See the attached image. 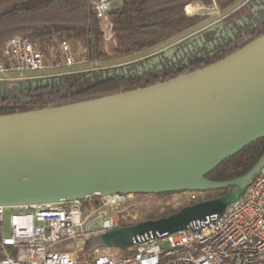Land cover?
<instances>
[{"label":"water","instance_id":"obj_1","mask_svg":"<svg viewBox=\"0 0 264 264\" xmlns=\"http://www.w3.org/2000/svg\"><path fill=\"white\" fill-rule=\"evenodd\" d=\"M264 137V33L225 57L164 81L89 100L0 114V205L113 194L229 190L157 219L93 236L126 248L221 214L264 165L205 176Z\"/></svg>","mask_w":264,"mask_h":264},{"label":"trees","instance_id":"obj_2","mask_svg":"<svg viewBox=\"0 0 264 264\" xmlns=\"http://www.w3.org/2000/svg\"><path fill=\"white\" fill-rule=\"evenodd\" d=\"M195 1L215 3L224 10L239 0H122L108 14L112 23L110 42L104 39L88 0H0V47L8 38L22 35L47 58L66 38L76 59L84 58L91 64L150 52L114 66L12 83L0 80V114L75 103L164 81L209 65L264 33V6L251 5L246 11L242 9V15L230 14L166 50L151 49L196 29L204 16L177 15L179 9L184 15L198 12ZM105 35L109 36V32ZM263 152L264 137L222 161L205 177L212 181L235 179L245 174ZM228 190L204 191V197L190 203L221 196ZM88 200L83 199V204ZM186 205L157 209L142 221L167 216ZM137 222H123L122 226Z\"/></svg>","mask_w":264,"mask_h":264},{"label":"built area","instance_id":"obj_3","mask_svg":"<svg viewBox=\"0 0 264 264\" xmlns=\"http://www.w3.org/2000/svg\"><path fill=\"white\" fill-rule=\"evenodd\" d=\"M114 1L88 0L103 34L101 22H109ZM83 62L75 59L66 38L46 58L28 37L16 35L0 47V80L19 82L29 73ZM130 195L92 196L86 204L0 205L1 224L6 210H14L8 216L9 234H0V245L11 248L3 249L0 264H264V165L221 214L174 233L138 238L128 255L89 246L82 257L86 240L122 226L120 213Z\"/></svg>","mask_w":264,"mask_h":264},{"label":"rangeland","instance_id":"obj_4","mask_svg":"<svg viewBox=\"0 0 264 264\" xmlns=\"http://www.w3.org/2000/svg\"><path fill=\"white\" fill-rule=\"evenodd\" d=\"M248 1L249 0H239L232 7V9L238 8L241 5L244 6V5L248 4ZM213 19L214 18L211 17L209 19V21H211ZM69 44H70V47L72 49L73 46H72L70 41H69ZM75 59H76V57H75ZM130 59H132V57L127 58V59L124 58V59H120V60H116V61L102 62L99 64H91L85 60V62L80 63V64H76L72 67H67V68L61 67L58 69H48V70H44L41 72L29 73L28 76L30 78H39V77L50 76L53 74L65 73V72L73 71V70H88V69H96V68H100V67L114 66V65L129 61ZM7 82L12 83L14 81H7ZM202 197H204V192H187V191H184V192L169 193L166 196H158L156 194L132 193L127 198V202L124 206V210L120 214L123 215L122 220L124 223H133V222H137L139 220L142 221V219H144L146 216L153 213L157 209L160 211V210H163L167 206L172 207V208H177V207L184 205V204L190 205L191 201L202 198ZM13 211L14 210H12V209L6 210V213L4 214L3 223L2 224L0 223V234L1 235L6 236L9 234L10 230L8 227V216ZM86 242H87V245H86ZM86 242L83 246L84 247L83 251L81 252L82 257L85 256V253H87L89 248H90L89 247L90 244L93 243L92 238H89L88 240H86ZM100 248H102V247H100ZM108 248L111 251H113L115 253V255L122 256V255L130 254L131 250L133 249V246H129L126 248H118V247H108ZM3 249L10 250L11 248L10 247L4 248L0 245V253L3 251ZM0 255H2V253Z\"/></svg>","mask_w":264,"mask_h":264},{"label":"crops","instance_id":"obj_5","mask_svg":"<svg viewBox=\"0 0 264 264\" xmlns=\"http://www.w3.org/2000/svg\"><path fill=\"white\" fill-rule=\"evenodd\" d=\"M121 3H122V0H115L113 2V8L119 7L121 5ZM193 3L199 7L198 12L184 15V14L180 13V9H179L177 15L180 18H186V17H189V16H197V15H199L201 13L200 15L204 16L205 18L199 24L196 25L197 26V27H195L196 29H194V31H189V33L187 35L185 34V36L183 34L182 37L171 38V39H169V40H167V41H165V42H163V43H161V44H159V45H157V46H155V47H153L151 49L166 50L170 46L185 40L186 38L192 36L193 34L199 32V31H201L202 29L208 27L209 25L214 24L216 22H219L220 20L224 19L225 17H227V15L233 13L237 9V8L232 9V7L236 3L234 5H232V6H230L229 8L224 9V10L219 9L215 3L214 4H210V5H204V4L200 3L199 1H195ZM211 17L214 18V19L209 21V19ZM102 26H105L106 28H108V29H105V33L109 32V36H106L105 33H104L103 37H104V39L107 42H110L111 39H112V32H111L112 23H111L110 19H109L108 23L104 20L102 22ZM149 53H150L149 51L142 52V53L137 54L136 56H131V57H138V56H142V55L146 56ZM131 57L127 56V57H123V58L112 59L110 61H116V60H120V59H124V58L127 59V58H131Z\"/></svg>","mask_w":264,"mask_h":264},{"label":"flooded vegetation","instance_id":"obj_6","mask_svg":"<svg viewBox=\"0 0 264 264\" xmlns=\"http://www.w3.org/2000/svg\"><path fill=\"white\" fill-rule=\"evenodd\" d=\"M251 5H255V7H260V6L262 7V6H264V0H249L248 1V4H246L244 6L241 5L233 13H231V15L233 14L232 15L233 17H235V16L238 17L239 15H242L243 14L242 9L246 11L247 8H249ZM229 15H227V16H229ZM170 193H175V192H170ZM149 194H152V193H149Z\"/></svg>","mask_w":264,"mask_h":264},{"label":"bare ground","instance_id":"obj_7","mask_svg":"<svg viewBox=\"0 0 264 264\" xmlns=\"http://www.w3.org/2000/svg\"><path fill=\"white\" fill-rule=\"evenodd\" d=\"M104 20H102V22H103ZM101 22V23H102ZM102 28H103V30H104V32H105V29H108V28H106L105 26H102Z\"/></svg>","mask_w":264,"mask_h":264}]
</instances>
